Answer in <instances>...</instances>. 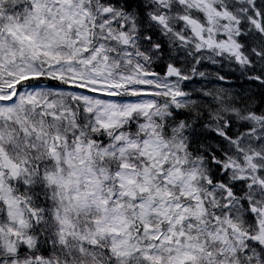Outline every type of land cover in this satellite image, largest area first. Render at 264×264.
Returning a JSON list of instances; mask_svg holds the SVG:
<instances>
[{"label": "snow or ice", "instance_id": "obj_1", "mask_svg": "<svg viewBox=\"0 0 264 264\" xmlns=\"http://www.w3.org/2000/svg\"><path fill=\"white\" fill-rule=\"evenodd\" d=\"M0 264H264V0H0Z\"/></svg>", "mask_w": 264, "mask_h": 264}]
</instances>
